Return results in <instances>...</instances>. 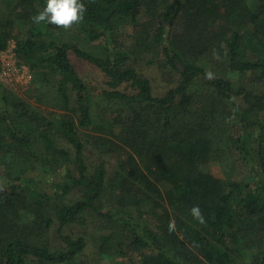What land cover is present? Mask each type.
<instances>
[{
  "label": "trees",
  "instance_id": "obj_1",
  "mask_svg": "<svg viewBox=\"0 0 264 264\" xmlns=\"http://www.w3.org/2000/svg\"><path fill=\"white\" fill-rule=\"evenodd\" d=\"M79 2L85 11L72 28L82 43L102 41L99 53L64 39L61 27L33 22L47 0H7L0 15V52L14 40L40 95L54 92L68 113L25 131L0 82V264H88L86 238L64 234L87 212L104 231L89 264L127 252L142 255V264H264V0ZM73 56L105 74L103 98L119 105L115 117L94 115ZM143 62L174 86L156 95L138 71ZM89 129L96 134H82ZM87 143L119 158L112 176L105 163L89 174ZM19 156L31 159L36 175L17 172ZM239 161L250 181L205 170ZM63 169L62 182L44 178ZM75 188L82 198L63 204ZM54 227L64 247L51 245Z\"/></svg>",
  "mask_w": 264,
  "mask_h": 264
},
{
  "label": "rangeland",
  "instance_id": "obj_2",
  "mask_svg": "<svg viewBox=\"0 0 264 264\" xmlns=\"http://www.w3.org/2000/svg\"><path fill=\"white\" fill-rule=\"evenodd\" d=\"M7 9V0H0V15L7 13ZM58 32L63 35L64 39H73L74 41L79 42V45L85 49H88L89 51L91 50L98 53L101 51V46L103 45L102 41L94 43H82L78 40V38H76L79 35L78 30L72 27L68 30H65L64 32H61L60 30H58ZM132 32V26L128 25L126 30L121 33V41L124 43H129ZM18 33L19 30L16 28L14 34ZM15 48L16 43L14 40H12L8 49L0 52V82L4 89L8 90L11 94V105L8 108L17 119L18 125L23 130H29L32 132V129L36 130L39 127V124L43 123L45 119L59 120L68 116L66 110L57 106L59 104L55 100L54 92H52L49 97H43L40 95V92L42 94V91L44 90L40 91L41 87L35 83V76L32 72L31 66L18 57ZM72 60L78 74L83 79L84 84L87 87L90 97L91 110L94 115L109 117L110 119L115 117L117 112L116 109L119 108V105L115 102L113 104L108 103L103 98V92L107 88V78L105 74L97 67H94L74 56ZM137 68L145 78L151 81L156 95H164L175 84L174 79L166 77L164 73H161L159 68L156 66L143 62L140 65H137ZM70 93L72 97V107L75 109L77 107V92L72 89L70 90ZM25 113L27 116H25ZM29 115L32 116V119L33 117H36L37 120H32ZM82 134L95 135L96 132L92 129H89L82 130ZM41 142L42 141H38L36 147H38L43 152V154H45V147ZM59 145L61 148L68 150L69 152L72 150V147L64 138H59ZM93 145L91 143H87L84 150L86 163L89 167V174H93L102 163H105L108 171L107 177L112 176L115 169H117L119 158L116 155L106 154L97 146ZM18 158L19 161L17 163L21 164L22 167L16 165L15 168L18 169L17 172L28 170V176H34L35 171H33L31 159H27L23 156H19ZM34 163L36 166H38L35 159ZM237 163V166H234L232 163L221 165L220 163L214 162L208 164L205 170L214 173L220 178H233L237 181H250L251 175H249L248 168L240 161ZM49 164L51 165L50 167L54 165L53 158L49 159ZM6 166L8 167L7 164H5V168ZM70 168L74 174H77V169L74 167L73 163L70 164ZM64 175L65 169L60 170L57 174H52L50 172L44 178H46L49 182L54 180L62 182L64 180ZM82 196L83 192L79 188H75L68 196L64 198L63 204L70 205L73 202L81 199ZM29 216L31 219H34V215ZM103 233L104 231L101 219L93 212H87L83 216L81 224L71 225L64 231L65 235H69L72 238H86L87 249L83 253L81 260L88 264L97 263L98 244L100 241L99 238ZM49 236L50 243L53 245V247L57 245L64 247L60 234L57 233L56 227L51 230ZM37 238H39L42 243L45 242L44 239L41 240L40 237ZM100 264H142V255L134 252H127L126 256L124 257L118 255L110 259L104 258L101 260Z\"/></svg>",
  "mask_w": 264,
  "mask_h": 264
},
{
  "label": "clouds",
  "instance_id": "obj_3",
  "mask_svg": "<svg viewBox=\"0 0 264 264\" xmlns=\"http://www.w3.org/2000/svg\"><path fill=\"white\" fill-rule=\"evenodd\" d=\"M84 11L85 7L79 0H47V6L44 10L32 19L36 24L47 21L68 30L73 24H78L82 20ZM191 213L202 222L203 218L198 207H193Z\"/></svg>",
  "mask_w": 264,
  "mask_h": 264
}]
</instances>
